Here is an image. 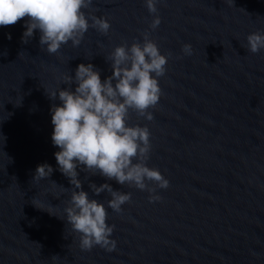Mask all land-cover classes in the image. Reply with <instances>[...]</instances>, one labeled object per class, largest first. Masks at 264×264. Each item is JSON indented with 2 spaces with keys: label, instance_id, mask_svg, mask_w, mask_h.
Returning <instances> with one entry per match:
<instances>
[{
  "label": "water",
  "instance_id": "95a60500",
  "mask_svg": "<svg viewBox=\"0 0 264 264\" xmlns=\"http://www.w3.org/2000/svg\"><path fill=\"white\" fill-rule=\"evenodd\" d=\"M157 9L153 31L145 0H93L84 11L108 19L107 35L89 28L78 47L69 41L56 54L39 44V30L22 42L27 17L0 26V264H264V49L251 53L246 39L264 33V0H161ZM145 31L171 55L153 119L131 113L129 123L148 127L147 166L169 186L150 184V194L78 168L83 190L115 226L114 251H84L66 222L73 186L51 139L50 108L61 102L45 89L74 91L64 78L81 63L103 81L114 48L142 43ZM45 163L51 176L33 179ZM89 183H109L131 200L116 213L109 194L96 196Z\"/></svg>",
  "mask_w": 264,
  "mask_h": 264
},
{
  "label": "clouds",
  "instance_id": "9594fccd",
  "mask_svg": "<svg viewBox=\"0 0 264 264\" xmlns=\"http://www.w3.org/2000/svg\"><path fill=\"white\" fill-rule=\"evenodd\" d=\"M92 2L0 0V26L15 25L27 17L22 42L27 43L34 30H39V44L46 46L49 54H56L69 41L73 47H78L89 28L107 35L111 27L108 19L84 11ZM159 2L161 0H145L149 13L154 15L150 24L153 31L161 23L157 15ZM228 5L233 6L234 0H228ZM142 36V43L133 42L130 46L125 43L114 48L106 59L111 61L112 74L103 81L94 65L81 63L74 77L68 75L64 78L65 84L76 85L74 91L71 87L45 89L49 99L56 100L58 94L61 102L50 108L54 126L51 139L59 148L54 153L58 170L73 186L70 201L64 209L66 222L79 234V244L84 251H90L94 246L114 251L116 241L110 237L115 226L106 223L108 213L104 203L90 199L83 190L78 168L89 176L100 175L150 194L156 192V187L166 189L169 186V181L158 169L147 166L151 150L148 127L129 123L131 113L148 121L153 119L149 109L155 108L160 99L158 78L164 76L171 55L161 54L149 31ZM246 39L247 50L251 53L264 49V33L253 32ZM192 51L191 44L182 46L184 55L190 56ZM52 172L50 165H38L33 179L48 178ZM150 184L156 187H150ZM89 188L96 196L107 192L111 197L107 207L116 213H120L122 205L131 200V193L114 190L109 183L99 187L89 183ZM160 199L159 195H149V202Z\"/></svg>",
  "mask_w": 264,
  "mask_h": 264
}]
</instances>
